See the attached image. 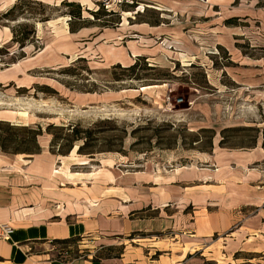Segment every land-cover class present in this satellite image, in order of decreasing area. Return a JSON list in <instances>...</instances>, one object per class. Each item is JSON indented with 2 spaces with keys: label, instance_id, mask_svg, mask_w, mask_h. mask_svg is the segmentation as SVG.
I'll list each match as a JSON object with an SVG mask.
<instances>
[{
  "label": "rangeland",
  "instance_id": "rangeland-1",
  "mask_svg": "<svg viewBox=\"0 0 264 264\" xmlns=\"http://www.w3.org/2000/svg\"><path fill=\"white\" fill-rule=\"evenodd\" d=\"M102 1H96L89 9L103 6L107 11H118L120 22L123 21L126 28L123 40L138 41L144 37L153 51L146 63L171 72V81L154 84L156 82L146 77L113 82L108 72L111 65L94 53V57L87 60L91 73L82 68V63L76 64L75 71L80 73L77 76L59 73L77 57H66L60 65H42L43 59L37 53L51 34L44 32L48 30L47 25L40 27L39 23L60 18L59 12L65 8L52 10L32 3L25 7L23 15L3 21L10 29L18 22L26 21L33 34L29 35L30 41L22 51L11 39L0 44V47L9 46L10 50L0 54V71L10 68L17 60L19 68L24 70L22 75L0 85V117L12 120L13 124L37 123L42 128L48 123L77 124L94 131L105 128L102 120L111 122L108 124L110 131L94 134L89 148L91 154H78L75 144L64 155L67 162L81 161L78 158L81 155L110 158L115 162L114 168L123 173L140 170L171 172L181 168L187 179V189L197 185L203 176L211 177L216 173V177H209L214 181L212 184L218 185L210 187L214 199L224 194L228 185L231 187L228 195L234 193L248 175L250 185L260 187L264 181V150L261 147L264 139V0H122L112 3L110 9H106ZM133 1L135 6L130 8L133 10H123L124 4ZM144 8L148 9L145 18L153 19L158 14L162 19L159 25L151 28L148 37L129 28L137 21L136 12H142ZM85 14L92 18L87 11ZM44 15L49 19L38 21ZM16 56L22 57L11 62ZM143 63L141 61L140 65ZM137 71L149 73L151 77L156 74V70ZM91 82L98 84L96 92L81 91ZM35 84L48 85L56 93L35 91ZM202 127L215 131L210 151L196 148L206 144L205 134L199 135V141H193V133ZM234 127L253 129L232 130ZM222 135L224 146L219 145ZM47 139L49 136L43 133L40 140L46 142ZM254 141L255 146H249ZM104 149L111 150L101 151ZM87 165L92 166L93 162ZM214 203L211 201L210 204ZM230 203L228 198L210 209L217 210ZM184 205L183 213L178 214L181 231L177 232L189 236L193 233L191 222L197 214L195 210L200 205L191 202ZM232 209V214L240 220L256 210L243 205ZM174 231L169 229L161 234L172 238ZM228 234L226 231L215 233L212 239H223ZM103 243L104 240L96 238L79 239L55 242L53 249L64 258L88 254L91 257L114 256L117 253L118 247L114 249ZM232 257L244 259L242 264H252L246 261L250 255ZM217 258L218 264H226L223 255H217Z\"/></svg>",
  "mask_w": 264,
  "mask_h": 264
},
{
  "label": "crops",
  "instance_id": "crops-1",
  "mask_svg": "<svg viewBox=\"0 0 264 264\" xmlns=\"http://www.w3.org/2000/svg\"><path fill=\"white\" fill-rule=\"evenodd\" d=\"M16 1L0 0V13ZM37 1L58 5L64 0ZM65 1L79 3L82 16L88 18L85 11L98 0ZM39 24L47 25L44 32L51 34L37 53L44 66L63 64L66 57L89 60L98 54L108 65L119 63L125 67L138 56L148 59L153 52L144 37L138 41L123 40V21L107 27L92 23L74 32L69 31L66 16ZM154 26L136 21L129 28L148 37ZM11 37L9 26L0 24V44ZM17 61L0 71L1 86L24 72ZM0 120L14 123L3 117ZM40 138L39 153L0 152V223L13 227L9 239L0 238V264H218L217 255H223L226 264L245 263L244 259L234 260L232 255H250L248 263L264 264V181L254 188L248 175L234 193L228 195V185L227 191L214 199L210 187L218 185L212 184L210 178L216 173L203 176L197 185L187 189L181 168L171 172L123 173L114 168L115 162L110 158L81 155V161L67 162V156L50 152L49 139L45 142ZM228 198L231 203L226 207L210 209ZM211 201L215 203L210 204ZM189 202L200 208L195 210L197 214L191 222L193 233L185 236L184 232H177L181 231L178 214ZM241 205L256 210L240 220L232 214V208ZM202 211L204 215L200 214ZM169 229L176 230L172 238L161 234ZM224 231L229 233L227 237L212 239L215 233ZM72 237L104 240L103 246L118 247L116 256L97 260L89 254L76 258L58 256L53 249L54 240Z\"/></svg>",
  "mask_w": 264,
  "mask_h": 264
},
{
  "label": "trees",
  "instance_id": "trees-1",
  "mask_svg": "<svg viewBox=\"0 0 264 264\" xmlns=\"http://www.w3.org/2000/svg\"><path fill=\"white\" fill-rule=\"evenodd\" d=\"M137 1V0H134ZM134 1L132 3L124 4L123 10H133L130 8H134ZM37 4L41 7L45 8H52V10H59L61 7L65 8V11H60L59 15L68 16V26L69 31L74 32L82 26L96 23L99 26L107 27V26H116L120 23V15L118 11H107L103 8V6H99L96 10L87 9L88 13L92 16L90 17H83L82 16V6L76 2H69V1H61L58 5H50L43 3L37 0H17L8 10L5 12L0 13V23L6 24L3 22L4 20H14L18 15H23L26 6L29 7L30 4ZM100 4L99 2L97 3ZM45 6V7H44ZM28 11V10H27ZM148 12V9L144 8L142 12H136L137 21L146 22L150 25H159L162 22V19L159 17L158 14L153 16V19H147L144 17V14ZM34 13V12H32ZM35 14V13H34ZM31 15V16H34ZM48 15H44L43 19L38 21H45L49 19ZM106 16H111L112 18H107ZM25 17V16H23ZM28 25L25 22H18L16 26L11 27V41L13 43L18 44V49L22 51L24 46L26 45L29 35L33 34V29L30 31L28 30ZM9 46L5 45L0 47V54L7 53L10 50L8 49ZM23 56V55H22ZM16 56L11 58V62H14L19 57ZM147 58L144 56H138L134 60V62L129 66H121L119 63L113 64L109 67L108 72H110L111 80L113 82L122 81L124 79H133L139 80L142 78L148 77V79L156 82L154 84H161L167 81H171L173 75L169 71H165L161 68H157L150 63H146ZM143 61V65H140V62ZM82 63V68L86 70L87 73H91L92 70L87 65V60L83 57H77L70 65L62 67L59 73H65L69 76H77L80 73L76 72V64ZM148 64V65H147ZM117 68L120 71H115ZM137 69L141 70H156V74L154 76H149V73L140 74L139 71L136 72ZM87 80L88 77H85ZM153 84V83H151ZM143 85H150V84H143ZM35 91H41L45 93H56V90L51 88L48 85H34ZM98 89V84L95 82L88 83L87 86H83L81 91L84 92H96ZM26 90V89H24ZM102 124L105 125V128L99 129V131H94L93 128H81L77 124H67L65 125H57L55 123H48L44 128L40 124H33V125H23V124H13L9 121L0 120V152L6 154H16V153H25V154H35L39 153L41 150L39 137L46 133L49 136V150L51 153L54 154H61L66 155L69 153L77 144V153L78 154H91L92 152L89 151L91 145V140L96 132H108L109 125L111 122L109 120H102ZM231 129V128H228ZM252 127H234L232 130H252ZM226 130V129H225ZM222 130L220 133H223ZM264 131V129H263ZM205 134L206 144L204 146L196 147L200 151H210L213 146V138L215 136V131L211 128H200L195 133H193L194 139L193 141H199V135ZM223 135L219 141L220 146L223 145ZM134 145V143H133ZM255 146V141L249 145ZM57 147V151H54V148ZM261 147L264 150V139L261 143ZM111 150V149H108ZM107 149L101 151H108ZM81 239L80 237H72L62 240H54L53 243H68V242H76L77 240ZM108 250H112V247H108ZM116 256V255H114ZM78 256H74L72 258H76ZM99 257H110V255L99 256ZM98 257H93V260H97Z\"/></svg>",
  "mask_w": 264,
  "mask_h": 264
},
{
  "label": "built area",
  "instance_id": "built-area-1",
  "mask_svg": "<svg viewBox=\"0 0 264 264\" xmlns=\"http://www.w3.org/2000/svg\"><path fill=\"white\" fill-rule=\"evenodd\" d=\"M122 0H103V4L106 9H110L112 3H119ZM13 231V227L9 223H0V238L9 239L10 234Z\"/></svg>",
  "mask_w": 264,
  "mask_h": 264
}]
</instances>
